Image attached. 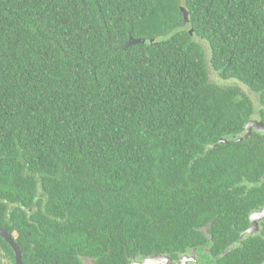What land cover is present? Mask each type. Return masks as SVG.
Returning <instances> with one entry per match:
<instances>
[{
  "label": "trees",
  "instance_id": "16d2710c",
  "mask_svg": "<svg viewBox=\"0 0 264 264\" xmlns=\"http://www.w3.org/2000/svg\"><path fill=\"white\" fill-rule=\"evenodd\" d=\"M256 113L264 0H0V227L23 264L261 263Z\"/></svg>",
  "mask_w": 264,
  "mask_h": 264
},
{
  "label": "water",
  "instance_id": "95a60500",
  "mask_svg": "<svg viewBox=\"0 0 264 264\" xmlns=\"http://www.w3.org/2000/svg\"><path fill=\"white\" fill-rule=\"evenodd\" d=\"M180 11L183 13V18H184V22L187 23L188 22V12L187 10L181 6L180 7ZM190 34H192V30L189 31ZM129 42H136L139 41L137 40H133V39H129ZM253 129L264 133V123L263 121H258L256 119H252L250 120L246 126H245V134L244 136H247ZM0 236L7 242L10 244V246L14 249L15 251V264H22V255H21V251L19 249V247L16 245L14 239L12 238V236L7 233L6 231H4L2 228H0ZM190 258L188 257H182L178 260H174L171 256L169 255H156L150 258H145L142 261L139 260H134L133 264H172L173 261L178 262L180 260V264H186V262L189 260ZM85 264H93V262L89 259H85L83 258ZM264 264V263H263Z\"/></svg>",
  "mask_w": 264,
  "mask_h": 264
},
{
  "label": "flooded vegetation",
  "instance_id": "af4514ba",
  "mask_svg": "<svg viewBox=\"0 0 264 264\" xmlns=\"http://www.w3.org/2000/svg\"><path fill=\"white\" fill-rule=\"evenodd\" d=\"M258 106H260V107H258ZM261 106L262 105L260 104V102L258 100V104L256 102V104L254 106L255 112H258V110H259V108H261ZM252 119H256L258 121L259 120L260 121H263L262 119L259 118V116L257 115V113L254 114V117ZM252 119H250V120H252ZM263 123H264V121H263ZM263 225H264V205L261 208H259V209L253 210L248 215V227L245 228L241 232V233H243V236L242 237L246 238V237H253V236L259 235L263 231ZM0 228H2V227H0ZM3 230L6 231L5 229H3ZM6 232L9 233L12 236V238L14 239V241H16L15 240L14 233H10L8 231H6ZM0 238H2V237L0 236ZM3 241L6 243V245L10 249V252H9V250H6V252H5L4 249H3V247L1 246V242H0V264H15V251H14V249L4 239H3ZM16 245H17V243H16ZM21 255H22V252H21ZM182 257H188V258H190L186 262V264H189V263L192 264L193 261L195 260V258L192 255H186V256H182ZM182 257H180V258H182ZM173 263L174 264H177V263L180 264V260L178 262L175 261ZM263 263H264V261L261 262V263H258V264H263ZM22 264H23V258H22Z\"/></svg>",
  "mask_w": 264,
  "mask_h": 264
},
{
  "label": "rangeland",
  "instance_id": "374dc122",
  "mask_svg": "<svg viewBox=\"0 0 264 264\" xmlns=\"http://www.w3.org/2000/svg\"><path fill=\"white\" fill-rule=\"evenodd\" d=\"M208 73H209V79L211 82H214L220 86L238 85L251 98L254 106H255L256 102L258 104V94L253 92V91L248 90L247 87L244 84H242L241 82H239L238 80H236L234 78H228V79L221 78L219 73L217 71H215L210 66V64H208ZM258 107H260V106H258Z\"/></svg>",
  "mask_w": 264,
  "mask_h": 264
}]
</instances>
